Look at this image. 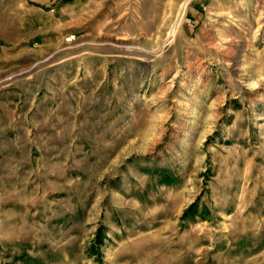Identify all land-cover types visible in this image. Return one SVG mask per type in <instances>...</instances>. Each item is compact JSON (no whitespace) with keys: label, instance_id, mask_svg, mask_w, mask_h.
<instances>
[{"label":"rangeland","instance_id":"1","mask_svg":"<svg viewBox=\"0 0 264 264\" xmlns=\"http://www.w3.org/2000/svg\"><path fill=\"white\" fill-rule=\"evenodd\" d=\"M0 264H264V0H0Z\"/></svg>","mask_w":264,"mask_h":264}]
</instances>
